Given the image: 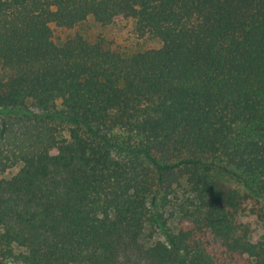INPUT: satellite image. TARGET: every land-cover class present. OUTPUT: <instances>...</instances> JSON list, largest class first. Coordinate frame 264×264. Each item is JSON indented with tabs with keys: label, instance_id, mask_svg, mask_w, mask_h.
<instances>
[{
	"label": "trees",
	"instance_id": "1",
	"mask_svg": "<svg viewBox=\"0 0 264 264\" xmlns=\"http://www.w3.org/2000/svg\"><path fill=\"white\" fill-rule=\"evenodd\" d=\"M118 19L159 45L53 38ZM246 215L264 224V0H0V264H264Z\"/></svg>",
	"mask_w": 264,
	"mask_h": 264
},
{
	"label": "rangeland",
	"instance_id": "2",
	"mask_svg": "<svg viewBox=\"0 0 264 264\" xmlns=\"http://www.w3.org/2000/svg\"><path fill=\"white\" fill-rule=\"evenodd\" d=\"M53 29V38L55 42L61 43L67 36L78 34L89 42H95L97 40L105 43L106 46L113 50L123 52L125 54H131L133 52L143 50L146 48H153L159 45L156 38L140 37L134 32V25L132 20H116L112 24L107 26H99L93 23L91 20H87L84 23L73 27L72 29ZM61 108L59 102H57V109ZM18 167H15L3 174V178H9L13 173L17 171ZM232 186H237V183L229 180ZM176 218L169 220V226H175ZM243 221L248 225L249 238L255 242L260 239H264V224L258 221L252 215H246L243 217ZM153 238H162L161 234L155 233ZM20 250L15 249V253ZM5 264H19L12 258L4 259Z\"/></svg>",
	"mask_w": 264,
	"mask_h": 264
}]
</instances>
